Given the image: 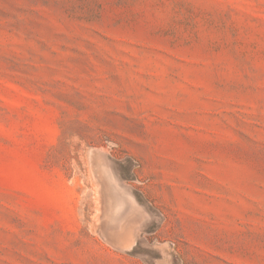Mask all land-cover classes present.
Returning a JSON list of instances; mask_svg holds the SVG:
<instances>
[{
	"label": "rangeland",
	"instance_id": "1",
	"mask_svg": "<svg viewBox=\"0 0 264 264\" xmlns=\"http://www.w3.org/2000/svg\"><path fill=\"white\" fill-rule=\"evenodd\" d=\"M0 264H264V0H0Z\"/></svg>",
	"mask_w": 264,
	"mask_h": 264
},
{
	"label": "bare ground",
	"instance_id": "2",
	"mask_svg": "<svg viewBox=\"0 0 264 264\" xmlns=\"http://www.w3.org/2000/svg\"><path fill=\"white\" fill-rule=\"evenodd\" d=\"M129 218H130V217H129ZM129 218H128V219H129ZM126 219H127V218H126ZM111 239H112V238H111ZM112 244H113V242H112Z\"/></svg>",
	"mask_w": 264,
	"mask_h": 264
}]
</instances>
